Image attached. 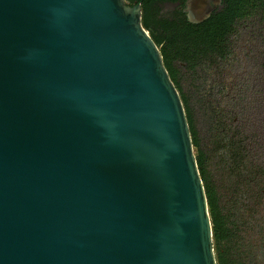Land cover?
I'll return each instance as SVG.
<instances>
[{"label":"water","instance_id":"1","mask_svg":"<svg viewBox=\"0 0 264 264\" xmlns=\"http://www.w3.org/2000/svg\"><path fill=\"white\" fill-rule=\"evenodd\" d=\"M0 264H217L179 92L124 0H0Z\"/></svg>","mask_w":264,"mask_h":264},{"label":"trees","instance_id":"2","mask_svg":"<svg viewBox=\"0 0 264 264\" xmlns=\"http://www.w3.org/2000/svg\"><path fill=\"white\" fill-rule=\"evenodd\" d=\"M257 1L250 0L252 5ZM156 32L158 37L152 32L151 38L185 109L212 223L217 264H257L250 258L260 233L254 227L262 221L264 155L253 140L252 128L242 120L236 122L246 111L240 107L246 96L233 97L223 90L216 94L214 66L206 62L217 51L216 39L210 38L212 32L208 40L183 35L181 26ZM183 68L190 80L186 89L181 83Z\"/></svg>","mask_w":264,"mask_h":264},{"label":"flooded vegetation","instance_id":"3","mask_svg":"<svg viewBox=\"0 0 264 264\" xmlns=\"http://www.w3.org/2000/svg\"><path fill=\"white\" fill-rule=\"evenodd\" d=\"M124 2L129 7H139L141 24L147 27L149 35L154 32L158 37L155 31L164 32L166 28L181 26L183 35L208 40L212 32L210 38L216 39L218 46L211 60L206 62L214 66L216 93L223 90L234 96H264V0H258L254 5L250 0ZM186 72L183 68V73L188 76ZM262 211V221L254 227L261 238L255 239L258 246L251 249L250 258L257 264H264V205Z\"/></svg>","mask_w":264,"mask_h":264},{"label":"rangeland","instance_id":"4","mask_svg":"<svg viewBox=\"0 0 264 264\" xmlns=\"http://www.w3.org/2000/svg\"><path fill=\"white\" fill-rule=\"evenodd\" d=\"M227 72L228 73L226 74L229 75L228 70ZM181 73L183 74V69H181ZM227 77L228 76H226V78ZM187 78L188 76L185 75L183 76V79H181V83L185 89L190 85V80H188ZM226 78L224 77V79ZM232 96L236 97L234 95ZM244 101H241L242 105L244 106L240 105V107L246 108V111H244L243 114L240 112L241 115L237 116L236 122L238 120H242L244 121L243 124L248 125V127L252 128L251 135H253V137L255 136L253 140L256 141L260 147L258 151H260L264 155V96H246V98H244ZM199 123V127L201 129V121H199Z\"/></svg>","mask_w":264,"mask_h":264}]
</instances>
